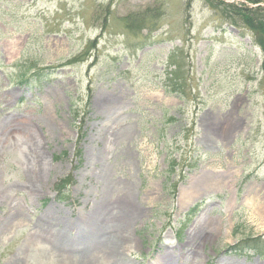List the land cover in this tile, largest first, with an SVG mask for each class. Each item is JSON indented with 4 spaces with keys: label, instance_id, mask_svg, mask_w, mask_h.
Listing matches in <instances>:
<instances>
[{
    "label": "rangeland",
    "instance_id": "374dc122",
    "mask_svg": "<svg viewBox=\"0 0 264 264\" xmlns=\"http://www.w3.org/2000/svg\"><path fill=\"white\" fill-rule=\"evenodd\" d=\"M215 3L0 0V264H264V36Z\"/></svg>",
    "mask_w": 264,
    "mask_h": 264
},
{
    "label": "trees",
    "instance_id": "16d2710c",
    "mask_svg": "<svg viewBox=\"0 0 264 264\" xmlns=\"http://www.w3.org/2000/svg\"><path fill=\"white\" fill-rule=\"evenodd\" d=\"M215 1L218 3V4L215 3L217 6L218 5H224L227 8H229L231 11L237 13V15H239L240 17L244 16L247 20H249L248 25L253 30H255L259 35L264 36V6L263 5L251 7L244 2L236 3L234 1L226 2L224 0H215ZM249 1L259 2L260 0H249ZM227 22L229 24L237 25V23L235 21L233 22L231 20H228ZM256 43H257V41H256ZM258 43H260L264 47V40L263 39H260L258 41ZM262 68L264 70V57H263V62H262ZM175 70H176V68L173 69V71H175ZM42 71L43 70L34 71L33 74L28 78V80L31 81L34 79H39V76H41V80H43L45 73H41ZM47 79H44L42 82H46ZM67 182H68V179H66V178L62 179L61 182H58L57 183L58 189H62L64 186H66ZM195 207H197V205H194L193 208H195ZM241 243H243V245ZM241 243L238 242V243L230 246V249H233L236 252H238L239 254H242V253H245V250L248 246H251V247L257 248L258 253L264 254L263 248H260L261 247L260 245L262 243H264V240L263 241L260 240L258 242V244L252 243V242H250V240H247L246 242L242 241ZM258 245H259V247H258Z\"/></svg>",
    "mask_w": 264,
    "mask_h": 264
},
{
    "label": "bare ground",
    "instance_id": "6f19581e",
    "mask_svg": "<svg viewBox=\"0 0 264 264\" xmlns=\"http://www.w3.org/2000/svg\"><path fill=\"white\" fill-rule=\"evenodd\" d=\"M123 212V215L125 216V215H127V214H129L130 213V217H127L126 219H124L123 221H122V223H121V229H120V231L119 232H117V233H115V234H113V235H111L109 238H106L105 237V239L107 240V242H108V244H106V249H107V253L109 254V256L111 257V258H113L114 260H116L120 255V257H121V259H122V256H123V248H124V244L125 243H127V242H131L132 240L129 238V236L127 235V234H125V233H128V231L127 232H125V230H127L128 228H129V225H130V222H131V220L134 218V217H136L137 216V210L136 209H134V205L132 206H129L126 210H124V211H122ZM90 223V219L88 220V224ZM95 221L93 222V223H91V224H87L88 226H87V228H88V230L87 231H85L84 233H86L87 235L89 234H92V227L95 225ZM68 224V223H67ZM69 226V225H68ZM69 229L71 230V231H73L72 229H73V224H72V226L70 227L69 226ZM124 229V230H123ZM90 230V231H89ZM121 230H123V231H121ZM104 231L106 232V230L104 229ZM91 232V233H90ZM76 235H78V234H76ZM73 236V235H72ZM91 236V235H90ZM74 237V236H73ZM112 237H114V239H112ZM85 241H87L88 239H92V238H86V236L83 238ZM90 241V240H89ZM55 242H56V246H58V248H60L62 251H64V250H66L67 249V251H70V250H72V249H70L69 247H67V246H63V245H61V243H59V241L56 239L55 240ZM123 247V248H122ZM129 247H130V245H128V249L126 248L125 250L127 251V250H129ZM88 250H83V252H87ZM71 255V254H70ZM66 259H69V260H73V259H75V261L73 260V262L71 263V264H92V263H90V262H83V261H78L77 259H76V254H72V256H64ZM18 264H20V263H18Z\"/></svg>",
    "mask_w": 264,
    "mask_h": 264
}]
</instances>
